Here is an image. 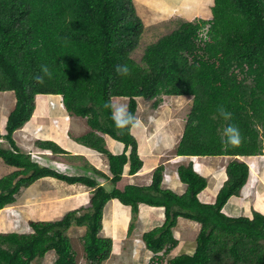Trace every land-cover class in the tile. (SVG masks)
I'll return each instance as SVG.
<instances>
[{
    "label": "trees",
    "instance_id": "trees-1",
    "mask_svg": "<svg viewBox=\"0 0 264 264\" xmlns=\"http://www.w3.org/2000/svg\"><path fill=\"white\" fill-rule=\"evenodd\" d=\"M207 23L205 39L201 28ZM144 30L134 0H0V92L16 95L5 132L0 131V160L17 168L0 177V209L46 176L94 188L87 205L61 218L31 220L28 232L0 231V264H33L51 250L57 255L53 264H78L69 234L73 225L86 226L81 243L88 262L102 264L113 248L111 238L100 236L104 208L112 198L131 205L135 215L142 202L165 207L166 223L143 234L154 253L148 264H264V212L254 208L252 216H232L222 210L251 181L249 165L237 155L264 153V0H214L211 19L181 22L148 44L138 61L132 53ZM124 64L131 69L128 76L116 71ZM42 66L51 76L41 72ZM39 94H60L71 115L87 118L93 129L77 140L107 156L112 177L98 173L110 180L111 188L88 175L41 166L22 150L14 132L31 119ZM163 94L193 96L178 154L235 156L226 165L227 178L214 202L200 200L209 181L193 161L178 167L187 184L182 194L162 187L164 164L154 169L148 186L118 185L125 165L134 174L143 160L132 129H118L104 104L127 96L128 109L137 117L138 97L157 108ZM218 105L232 113L230 121L218 115ZM228 124L240 129L239 146L222 143ZM97 131L124 142L125 151L112 153ZM38 144L67 153L52 139ZM180 216L201 224L195 251L169 258L178 244L173 228Z\"/></svg>",
    "mask_w": 264,
    "mask_h": 264
},
{
    "label": "crops",
    "instance_id": "crops-1",
    "mask_svg": "<svg viewBox=\"0 0 264 264\" xmlns=\"http://www.w3.org/2000/svg\"><path fill=\"white\" fill-rule=\"evenodd\" d=\"M134 1L138 10V14L143 20L145 18L144 16L148 12L146 6H152L156 11L158 10L161 12L172 11L173 8H176V6L181 9V6L185 5L186 3V1L184 2L182 0ZM207 1L210 3V6L212 5L213 7L214 0ZM203 2L205 1L203 0ZM210 6L208 7V9L211 11ZM181 12H183L182 9ZM146 26L147 24L145 23V27ZM175 96H183L182 98H184L185 96L189 97L190 95L182 94ZM37 98L40 101L39 106L36 103V108L31 119L26 123L24 127L15 131V140L17 142L19 141L18 143L22 144V146L26 150H29V147L26 146V138H31L32 140L31 143L28 142L29 145H31L35 140L37 141V139L39 138L52 139L68 152L64 155H59V159H56L55 156L52 157L53 159L58 161V164L61 168L67 166V164H71L73 171L76 174H83L94 177L101 184L107 186L108 188H111L112 184L110 180L98 173V171H100L110 178L112 177L107 156L102 152L95 150L94 148L79 143L77 140L78 137L85 135L93 129L88 124L87 118L71 114L70 117H67V115L65 114H58V109H60V106L62 105L61 102L63 101V97L60 94H39ZM147 100L148 99H146V101ZM14 101L16 103V96H14ZM139 101L140 98L138 97V102ZM182 101H184V99ZM63 107L65 108V105ZM153 108L155 109L154 106ZM150 113L152 114V111H150ZM164 116L165 115L163 114L162 117ZM137 118L142 121V114L141 116H139L138 110ZM165 122H169V119L163 120L161 123L164 124ZM97 132L105 138L106 146L112 153L119 154L125 151L124 142L117 140L109 134L103 133L101 131ZM132 132L138 140V151L143 160V166L136 173L131 174L129 172L130 166L129 164H126L124 167V174L121 180L118 182V185L120 187L124 188L129 184L138 186L150 185L153 181L154 169L158 165L164 164L165 169L163 172L164 178L162 181V187L172 189L176 193L182 194L186 191L187 184L180 179V176L178 174V167L181 164H188L190 161H193L196 170H198L202 175L206 176L209 181L207 187L199 194L200 200L203 202L215 201V199L209 200L206 197L203 198L202 194L205 190H208L209 187H211V177L209 175L210 173H213L216 174L213 178L214 181L212 180L215 185L213 184V188L209 189L212 191L210 195L207 194V197L209 198L210 196V198L212 199L215 196L214 198H216L217 192L227 178V175H225L226 164L223 161L225 155L188 156L180 155L176 152L175 156L169 158L167 162H163L161 155L158 154V152L165 146V143H159L157 140L155 142L156 138L154 139L153 136L150 139L151 136L148 134L153 133L154 131L151 129V127H148V124H146V122L142 121L141 126L139 128L132 129ZM38 147L37 145H34L33 149L35 151H39L37 150ZM129 153L130 148L127 150V154ZM196 159H198L199 162L198 166L196 164ZM247 162L252 169V164L254 165L255 163V161L252 160V156L248 157ZM214 166H216V168H214ZM254 166H256L255 174H257L256 169L258 167V164ZM218 175H220L221 177H219ZM250 176L251 178H253V173ZM43 180L51 181H48L50 182V188H48L47 186L44 188L39 187L42 190L41 198L40 193H32L31 195H27L21 201H19L18 197L16 203L11 207H18L20 205H26L28 207L34 208L40 207L38 205L54 207L53 209H56L58 211L56 213V218H37L38 220H54L61 217L65 212L69 210L78 208L81 205H87L94 190V188L83 185L81 183L69 184L65 181L53 179L50 177H46ZM251 183L252 179L249 183V186L245 187L246 189L247 187H249V189H247L248 191L245 190V194L233 195L229 198L228 202L223 207L224 212L232 216L238 214L252 216L250 213L251 208L249 209L250 204L246 206L249 202H247V194L250 193L258 197L259 189L257 185L252 186ZM215 188L216 190H214ZM261 208L262 205L258 210L262 211ZM43 216L44 218H49L45 215ZM165 219L166 214L164 206H154L142 202L139 205L138 214L135 215L131 205L123 204L118 198H112L111 200H109L104 208L100 236L111 238L113 240V248L110 256L102 264H148L154 253L147 248L146 243L143 239V234L156 226L162 225ZM177 224L173 228V235L178 240V244L171 250L170 257H174L184 253L193 254L196 247V239H188L191 235H194L195 238H197L200 229V223L192 219L180 216L178 218ZM191 229L192 231H194V233L190 231ZM0 231L5 230L0 227ZM85 232L86 226L73 225L69 229L71 238L72 236L78 237V240L80 242L78 246L81 248H83V245L80 239ZM56 257L57 255L54 250L49 251L44 257L43 264H53ZM80 259L86 260L83 255ZM81 261L84 262V260ZM85 263L88 264L87 261H85Z\"/></svg>",
    "mask_w": 264,
    "mask_h": 264
},
{
    "label": "rangeland",
    "instance_id": "rangeland-1",
    "mask_svg": "<svg viewBox=\"0 0 264 264\" xmlns=\"http://www.w3.org/2000/svg\"><path fill=\"white\" fill-rule=\"evenodd\" d=\"M204 1L205 2H203V0H187L185 5L181 6L183 12H181V9L177 6L176 8H173L172 11H161V12L158 10L156 11L155 8H153L152 6H146L148 12L144 16L145 17L144 20L143 19L142 20L143 22L145 21L144 24L146 23L147 26L145 27V30L142 34L139 46L132 53L134 58L140 61L148 44H151L157 41V39H159L161 36L172 32L175 28L179 26L181 22L186 20L198 21L200 19L203 20L211 19L212 5L210 6V3L207 0ZM198 3L204 4V7L205 5L206 7L204 8L200 6L201 7L200 9ZM209 6L211 7V11L208 9ZM14 96L15 93L13 91L0 92V131L4 132L3 127L6 125L7 117L11 112V110L15 107ZM182 97L183 96L163 94L161 95V104L157 109L153 108L151 104L152 101L150 100L146 101V98L139 97L140 103L138 107V114L139 116H141L142 114V121L146 122V124H148V127L149 128L151 127V129L154 131L153 133L148 134L151 136L150 139L153 136L154 139L156 138L155 142L157 140L159 143H165V146L161 148L162 150L160 149L158 152V154L161 155L163 162H167L169 158L176 155L177 147L183 136L187 118L191 110V106L193 103V96L190 95L189 97L188 96H185L184 98ZM38 98H37V105L39 106L40 101L38 100ZM183 99L184 101H182ZM113 101L125 103L127 104V106L129 102L127 96H118V97L115 96V98L113 97ZM61 104L62 105L60 106V109H58V114L60 115L65 114L67 115V117H70L71 115L69 111L63 107L64 106L63 101L61 102ZM150 111H152V114L150 113ZM163 114L165 115L164 117H162ZM168 119L169 122H165L164 124L161 123L163 120H168ZM25 142L27 143L26 146H28L29 149L34 150L31 147L32 144L31 145L28 144V142L29 143L32 142L31 138H26ZM18 144L23 149H25L22 146V144L20 143ZM4 145L7 146L8 142L4 141ZM263 155L264 154L254 156L256 159L252 157V160L255 161L254 165L258 164L259 169L257 167V174L254 175L256 166L252 164L251 174L253 173V178H251L252 179L251 184L252 186L257 185L259 192H258V197L250 193L247 194L248 195L247 202L248 201L249 202L247 203L246 206L250 204L249 209L251 208L250 210L251 215L253 213L254 208L256 207L258 210L260 209L261 205H262L261 210L264 212V156ZM55 158L59 159V156L55 155ZM233 158H235V156H225L223 161L227 165V163ZM243 159H247V158L244 157ZM196 164L197 166L199 165L198 159H196ZM214 168H216V166H214ZM15 169L17 168L7 165L3 160H0V177L14 171ZM64 170L65 168L63 169V171ZM215 175L216 174L213 173H210L209 175L211 177L210 180L211 187H209V189L213 188L212 186L214 184L213 178L215 177ZM218 176L221 177L220 175ZM43 179L45 178H40L35 182L36 184L22 191L18 195L19 201L23 200L27 195H31L32 193H37V194L40 193V198H41L42 190L40 188H44L46 186L50 188L49 187L50 182L48 181H51V180H43ZM209 189L205 190L202 196L203 198L206 197L209 200H213L215 199L214 198L215 196L212 199L210 198V196L209 198L207 197V194L210 195L212 191ZM247 189H249V187H247ZM247 189L244 187L241 194H245V190ZM214 190H216V188ZM38 206L40 207L34 208V207H28L26 205H20L18 207L8 208V210L7 209L1 210L0 227H2L5 231L28 232L32 230L29 224L31 220H38L37 218H41V219H53L52 217L56 218L57 215L56 213L58 211L56 209H53L54 207H46L43 205L42 206L38 205ZM43 215L49 218H44ZM199 227H201V224ZM190 231L194 233L192 229ZM195 239H196L195 236L191 235L188 240H195ZM72 240H73L72 241L73 244L75 245L74 248L77 251L78 264H82L81 260H84V264H86L85 261L88 262V260L80 259L82 258V255L84 256V249L78 246L80 243L78 237L72 236ZM170 253L168 254V257H170L171 255ZM43 263H44V258L37 259L36 261L33 262V264H43Z\"/></svg>",
    "mask_w": 264,
    "mask_h": 264
},
{
    "label": "clouds",
    "instance_id": "clouds-1",
    "mask_svg": "<svg viewBox=\"0 0 264 264\" xmlns=\"http://www.w3.org/2000/svg\"><path fill=\"white\" fill-rule=\"evenodd\" d=\"M135 3V1H134ZM136 6V4H135ZM137 9V7H136ZM138 12V10H137ZM210 27V23H207V25H205L204 27L201 28V35L204 36L205 39H207L206 35H207V31H208V28ZM116 71L122 75V76H128L131 74V69L128 67V65L124 64V65H118L117 68H116ZM41 72H43L45 75H48V76H51V73L49 71V69L47 68V66H42L41 67ZM43 80V77L42 76H38L37 77V81L38 82H42ZM6 92V91H4ZM14 92V91H13ZM15 93V92H14ZM170 95V94H168ZM16 96V95H15ZM115 97V96H114ZM128 100H129V97H128ZM129 103V102H128ZM16 104V103H15ZM104 108L106 109H110L111 111V118L113 119L114 123H115V126L118 128V129H125V128H128V129H136V128H139L142 124V121L139 120L136 116H134L128 109V106L127 104L125 103H122V102H113L111 99L104 104ZM217 113L220 117H222L225 121H230L232 119V113L227 111L225 109V107L223 105H218L217 106ZM26 125V124H25ZM24 125V126H25ZM23 126V127H24ZM5 127V126H4ZM20 129V128H19ZM4 130V129H3ZM18 130V129H17ZM3 132V131H1ZM5 132V130H4ZM15 133V132H14ZM39 140H46V139H37V141L33 142L32 143V148L34 145H37V150L39 151H35V150H32V149H29V150H26V149H23L22 147V150H24L25 152L29 153L32 155L33 159L35 162L39 163L41 166H49V167H52L54 169H56L57 171L59 172H62V173H66L67 175H79V174H76L74 171H73V168L71 166V164H67V166L61 168L58 164V161L53 159L52 157L55 156V155H64V154H60V153H54L51 149H47V148H44L42 147L41 145L38 144V141ZM2 140L0 139V142ZM5 140H3L4 142ZM243 142V137H242V134L240 132V129L238 128V126L236 125H233V124H228L224 129H223V133H222V143H224L225 145H230V146H239L241 143ZM41 151V152H40ZM68 153V152H67ZM66 154V153H65ZM261 154H264V153H261ZM257 155H260V154H257ZM228 156V155H227ZM254 157L256 155H250V157ZM264 156V155H263ZM247 158L248 160V157L249 156H241V155H237V158L240 159V160H244L247 162L246 159H243V158ZM248 164V162H247ZM249 165V164H248ZM250 167V165H249ZM65 168V170L63 171V169ZM258 169H259V165H258ZM257 170V169H256ZM73 171V172H72ZM259 172V170H258ZM254 174H255V171H254ZM250 175H251V168H250ZM46 177H50V178H53V179H57L55 177H52V176H46ZM46 177H43V178H46ZM251 178V176H250ZM39 180V179H38ZM57 180H60V179H57ZM37 181V180H36ZM35 181V182H36ZM63 181V180H62ZM34 182V183H35ZM66 182V181H65ZM34 183H32L30 186H32ZM68 183V182H67ZM70 184V183H69ZM75 184V183H74ZM249 185V183H247ZM245 185L248 186V185ZM84 185V184H83ZM30 186L28 187H24L21 189L20 193L22 191H24L26 188H29ZM19 193V194H20ZM242 193V191H241ZM240 193V194H241ZM18 194V195H19ZM238 194V195H240ZM18 195H17V199H18ZM234 195H237V194H234ZM233 196V195H232ZM16 199V201H17ZM229 200V199H228ZM16 201L10 205H7L6 207L0 209L1 210H8V208H12L11 206L14 205L16 203ZM226 205V204H225ZM84 205H81L80 207H83ZM14 207V206H13ZM78 207V208H80ZM78 208H75V209H78ZM75 209H72V210H75ZM223 210V209H222ZM70 211V210H69ZM68 212V211H67ZM67 212H65L61 217H63ZM226 213V212H225ZM59 217V218H61ZM58 219V218H57ZM55 220V219H54ZM47 221H51V220H47ZM20 232V231H19ZM85 257V256H84ZM86 258V257H85ZM87 260V259H86ZM82 264H84L83 261H81ZM88 264H98V263H90V262H87Z\"/></svg>",
    "mask_w": 264,
    "mask_h": 264
},
{
    "label": "bare ground",
    "instance_id": "bare-ground-1",
    "mask_svg": "<svg viewBox=\"0 0 264 264\" xmlns=\"http://www.w3.org/2000/svg\"><path fill=\"white\" fill-rule=\"evenodd\" d=\"M232 212H234V211H232ZM166 217H167V216H166ZM179 220H180V219H179ZM165 223H166V222H165ZM165 223H164V224H165ZM177 225H178V224H177ZM146 261H147V260H146Z\"/></svg>",
    "mask_w": 264,
    "mask_h": 264
}]
</instances>
